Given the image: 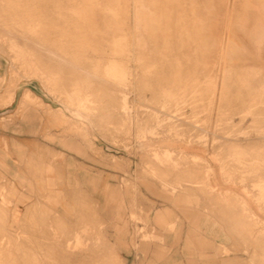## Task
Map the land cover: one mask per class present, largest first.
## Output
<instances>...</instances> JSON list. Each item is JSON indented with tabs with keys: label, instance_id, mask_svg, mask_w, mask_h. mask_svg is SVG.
I'll return each mask as SVG.
<instances>
[{
	"label": "rangeland",
	"instance_id": "1",
	"mask_svg": "<svg viewBox=\"0 0 264 264\" xmlns=\"http://www.w3.org/2000/svg\"><path fill=\"white\" fill-rule=\"evenodd\" d=\"M148 1L0 0V264H264V0Z\"/></svg>",
	"mask_w": 264,
	"mask_h": 264
},
{
	"label": "crops",
	"instance_id": "2",
	"mask_svg": "<svg viewBox=\"0 0 264 264\" xmlns=\"http://www.w3.org/2000/svg\"><path fill=\"white\" fill-rule=\"evenodd\" d=\"M254 1L257 3L259 0ZM150 2V4L149 1L146 3L141 2V5H139L138 10L135 14V17L137 19H135V21L137 24L138 31L143 29L145 30L150 26V24H155L154 20L158 17V13L155 9L157 2H154V0ZM141 11H143V14L140 13ZM255 18L251 17V19L254 21L257 19ZM260 28L263 29L261 26ZM226 30H228V27L226 28ZM211 31L214 32L213 27H211ZM140 42H142V40H140ZM140 46H144V44L140 43ZM1 66L2 61L0 60V67ZM28 93L32 94L31 91H28L25 96L26 98L30 97L28 96ZM167 149L168 148L155 150L153 153V157L154 155H156L159 157V160L170 159L174 153L172 150ZM165 152L168 154H165ZM82 164L84 165L85 162H83ZM105 188L106 187L104 185L103 187L101 186V189L103 191L105 190ZM149 199L156 204V207L150 214L147 215L146 219L147 221L149 220L151 222L150 224H152V227H154L156 231L160 234V237L163 242H153L148 245H144L143 247L153 250H177L178 252L172 253L170 255V259L172 258V260L181 261L183 262L182 264H195L197 261L196 257H186L187 255L181 252V250L197 249V213L186 210L182 212L177 211L169 202H165L163 199H159L154 196L149 197ZM180 202H182V200ZM185 217L190 219L192 218V220L195 221L194 224H187ZM172 226H175L174 232H171L170 230ZM207 231L212 230L210 229Z\"/></svg>",
	"mask_w": 264,
	"mask_h": 264
},
{
	"label": "bare ground",
	"instance_id": "3",
	"mask_svg": "<svg viewBox=\"0 0 264 264\" xmlns=\"http://www.w3.org/2000/svg\"><path fill=\"white\" fill-rule=\"evenodd\" d=\"M142 12H143V11H141L140 13H142ZM140 13H139V14H140ZM137 14H138V13H137ZM142 14H143V13H142ZM144 19H145V18H144ZM136 20H137V19H136ZM245 20H246V19H245ZM154 21H155V20H154ZM263 22H264V20H263ZM245 23H246V22H245ZM263 24H264V23H262V25H263ZM242 25H243V24H242ZM261 27L263 28V26H261ZM262 30H263V29H262ZM139 42H140V41H139ZM104 77H105V76H104ZM104 81H106L108 84L111 83L106 77L104 78ZM81 84H82V83H81ZM90 87H91V86H90ZM76 92H78V91H76ZM76 92H75V93H76ZM77 94H78V93H76V95H77ZM81 96H82V95H81ZM167 150H168V149H167Z\"/></svg>",
	"mask_w": 264,
	"mask_h": 264
}]
</instances>
